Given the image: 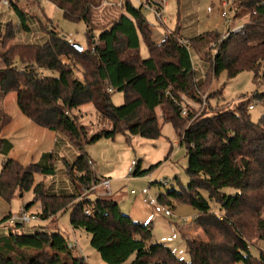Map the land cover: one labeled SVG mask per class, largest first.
I'll return each instance as SVG.
<instances>
[{
  "label": "trees",
  "instance_id": "obj_1",
  "mask_svg": "<svg viewBox=\"0 0 264 264\" xmlns=\"http://www.w3.org/2000/svg\"><path fill=\"white\" fill-rule=\"evenodd\" d=\"M7 1L21 30L29 32L31 17L19 8V1ZM46 1L65 19L85 24L91 49L77 50L72 40L69 43L54 30L48 31L42 43L10 45L15 40L10 21L3 30L0 27V59L4 65L0 69V96L14 94L19 111L31 123L66 135L78 152L72 163L62 160L73 191L56 194L42 182L34 184L36 174H55L51 152H43L36 162L23 166L9 157L12 143L0 137V198L10 203L17 195L32 191V201L21 208L30 212L33 203L40 205L35 213L30 212L38 218L35 223L48 222L68 211L70 227L90 235L91 248L105 264H122L128 259L129 264H264V251L252 254L248 242L252 229L257 239L264 241V114L252 122L248 111L254 106L246 108L249 101L264 103V92H256L248 100L243 98L235 110L196 115L185 109L186 117L181 116L182 98L200 102V91L205 88L204 80L194 79L190 50L196 49L197 43L216 46L212 56L201 58L207 64L206 77L217 79L225 73L230 80L250 72L254 83L264 81V0H234L235 19L247 16V20L239 32L229 33L224 39L218 31L187 39L170 32L160 43L151 40L142 6L122 0L123 11L108 28L99 31L98 44L90 35L94 30L93 11L103 0ZM141 40L147 58L140 56ZM73 66L82 69V79L73 76ZM36 69L55 75L39 74ZM115 91L124 96L119 107L111 102L110 95ZM88 104L100 120L110 123V129L88 134L76 122L72 112ZM158 108L162 121L172 124L180 145L185 147V173L189 178L180 191L158 195V202L170 210L171 216L174 207L167 197L192 207L194 222L206 238L185 241L189 261L176 258L165 245L153 243L151 223H136L122 214L112 194L91 193L108 178L94 174L85 147L117 134L158 139ZM9 122L10 118L0 113V131ZM146 172L135 164L131 175L138 177ZM82 188L89 195H77ZM22 228L11 227L7 235L0 236V264H88L57 229L26 233Z\"/></svg>",
  "mask_w": 264,
  "mask_h": 264
},
{
  "label": "rangeland",
  "instance_id": "obj_2",
  "mask_svg": "<svg viewBox=\"0 0 264 264\" xmlns=\"http://www.w3.org/2000/svg\"><path fill=\"white\" fill-rule=\"evenodd\" d=\"M1 1L0 27L2 26L1 30H3L10 21L15 24L18 19L11 5L9 7L4 6ZM14 1L17 4L19 1V8L26 12L33 22L30 23L31 29L29 31L31 41H24L23 35H20L19 37L15 36V40H12L10 45L42 43L48 36V31L54 30L61 37L70 38L74 44L79 45L82 49H91L87 42L86 26L83 22H71L65 19L62 12L46 0ZM131 1L136 7L142 6V15L150 25L151 40L155 43H160L164 36L170 32L179 33L183 39L212 31L221 32L220 37L224 33L225 27L220 18V11L222 9L221 4L225 0H165L162 22L157 21L154 15L143 7V4L148 0ZM229 1L231 2V0ZM102 4L93 11L94 30L90 37L93 38L94 44H98L99 31L108 28L123 11L122 0H103ZM246 20L247 16L235 19L231 27L244 24ZM187 44L189 45L188 40ZM195 48L190 50L194 79L197 81L204 80L205 88L200 91V102H193L186 97L182 98L183 111L187 109L196 115L201 113L209 115L210 112L235 110L243 98L248 100L256 92H264V81L254 83L253 74L250 72L240 73L230 80L227 79L225 73H222L217 79L211 75L206 77L207 64L204 65L202 59L212 56L216 46L210 44V46L204 47L202 43H197ZM139 53L142 58L148 57L142 40L139 44ZM0 69H4L1 59ZM36 70L39 74L46 76L55 75L46 70H42V73L38 69ZM73 76L82 79V69L79 66H73ZM110 96L115 107L124 103L123 93L115 91ZM262 104L253 101L246 104V108L249 105L254 106L252 110L248 111L252 122H257L264 114ZM0 113L10 118V122L4 124L1 129L0 137H8L13 143L11 158L19 160L23 166H27L34 163L35 159L37 160L40 154L45 151L53 154L55 174L47 177L36 174L34 175V184L42 182L51 193H71L73 185L65 175L62 160L72 163L78 156V152L66 135L61 132L39 131L38 128L40 127L31 123L21 114L16 105L14 94H9L4 98L0 96ZM155 113L161 128V136L158 139L147 140L138 136L117 134L114 138H102L96 143L86 146L84 151L92 162L91 168L93 172L95 171L94 174L109 179L111 198L117 201L121 213L130 216L136 223H151L152 242L165 245L174 253L176 258L189 261L185 241H206L194 222L195 211L192 207L187 204H177L172 197H167L174 209L172 216L166 217L164 214L154 212L152 207L142 201V194H150L153 197L166 195L167 191H180L186 187L189 181L185 173V147L180 145L177 132L172 124L162 121L159 108L155 110ZM186 114L181 116L186 117ZM72 116L79 125L85 127L88 134L111 128L109 122L102 121L97 117L93 106L90 104L72 112ZM2 160L3 157L0 156V170ZM131 161L138 164L141 170L147 171L145 175L138 177L129 175L128 167ZM102 191L101 187H97L91 193L101 196ZM131 191L135 193L131 194ZM77 195L84 197L89 195V191L82 188ZM32 199V191L17 195V198L10 203H6L0 198V215L7 210L11 214H16L22 205L30 203ZM160 204L163 205V203ZM37 208H40V205L33 203L29 211L35 213ZM186 220L192 222L186 223ZM40 229L47 231L57 229L67 239L69 245L76 248L74 252L82 256L88 264H105L99 254L91 248L89 244L90 235L83 230H73L70 227L68 211L48 220V222L42 221L22 228L26 233H34ZM0 233L3 236L7 235L9 228L3 226L0 228ZM248 242L252 245L250 248L252 254H256L259 249L264 251V241L257 239L253 229ZM129 262L130 259L122 264H129Z\"/></svg>",
  "mask_w": 264,
  "mask_h": 264
},
{
  "label": "built area",
  "instance_id": "obj_3",
  "mask_svg": "<svg viewBox=\"0 0 264 264\" xmlns=\"http://www.w3.org/2000/svg\"><path fill=\"white\" fill-rule=\"evenodd\" d=\"M227 1V2H225ZM222 2V9L220 11V18L223 22V26L225 27L223 35L220 37L221 39H224L228 36L229 33L232 32H239L242 28V25H238L235 27H231L233 21L235 20L236 16V8L232 5L234 0H225ZM1 3L4 6L9 7L10 3L7 0H2ZM143 7L145 10L150 11L155 19L159 22L163 21V15L165 12V0H148L143 4ZM14 27V35L15 36H20L23 35V31H21L20 23L19 21L15 24H13ZM69 43H71V39H67ZM182 43L187 44V41H183ZM252 109V107H250ZM182 114H184V111H182ZM135 166V162L131 161L130 166L128 167V174H131V171L133 167ZM103 189L102 194L103 195H110V181L109 179L103 180L99 186ZM93 187V189L97 188ZM134 191H131V194H134ZM143 195V203L152 207L153 211L156 213H161L164 214V216H171V212L169 209L166 207H163L162 205L159 204L157 197H153L150 194H142ZM38 221V218L35 214L30 213L23 208H21L16 214H10L8 215L5 223L10 226V227H16V226H27L32 223H35ZM189 221V220H187Z\"/></svg>",
  "mask_w": 264,
  "mask_h": 264
},
{
  "label": "crops",
  "instance_id": "obj_4",
  "mask_svg": "<svg viewBox=\"0 0 264 264\" xmlns=\"http://www.w3.org/2000/svg\"><path fill=\"white\" fill-rule=\"evenodd\" d=\"M240 25H242V24H240ZM31 37H30V32H23V37H22V39L24 40V41H26V40H28V41H31V39H30ZM35 40V39H34ZM12 123V122H11ZM10 123V124H11ZM11 125H13V123L11 124ZM38 130L39 131H41V132H45V131H47V130H45V129H42V128H38ZM53 133V132H52ZM5 139H8L9 140V138L8 137H4ZM10 141V140H9ZM11 142V141H10ZM12 143V142H11ZM12 145H13V143H12ZM13 148H14V145H13ZM13 150V149H12ZM46 152V151H45ZM48 152V151H47ZM11 153H12V151L10 152V154H9V157H11ZM35 158H37V157H35ZM38 160V159H37ZM36 159H35V162L37 161ZM19 161V160H18ZM24 205H22L21 207H23ZM20 207V208H21ZM20 208H19V210H20ZM9 214H11L10 213V211L9 210H7V211H4L3 213H1V215H0V228H2L3 226H7L8 228H9V231H10V226H8L5 222H3V219L6 217V216H8ZM198 228V227H197ZM199 229V228H198ZM14 232H17V231H14ZM1 234V233H0ZM0 236H3V235H0ZM5 236V235H4Z\"/></svg>",
  "mask_w": 264,
  "mask_h": 264
},
{
  "label": "water",
  "instance_id": "obj_5",
  "mask_svg": "<svg viewBox=\"0 0 264 264\" xmlns=\"http://www.w3.org/2000/svg\"><path fill=\"white\" fill-rule=\"evenodd\" d=\"M73 47L76 48V49L79 50V51L82 49V47H80V46L77 45V44H73ZM20 197H22V196L20 195Z\"/></svg>",
  "mask_w": 264,
  "mask_h": 264
}]
</instances>
